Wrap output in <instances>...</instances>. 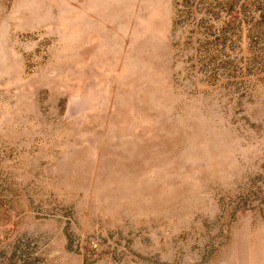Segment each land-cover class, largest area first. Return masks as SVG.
<instances>
[{"label": "rangeland", "instance_id": "374dc122", "mask_svg": "<svg viewBox=\"0 0 264 264\" xmlns=\"http://www.w3.org/2000/svg\"><path fill=\"white\" fill-rule=\"evenodd\" d=\"M0 264H264V0H0Z\"/></svg>", "mask_w": 264, "mask_h": 264}]
</instances>
